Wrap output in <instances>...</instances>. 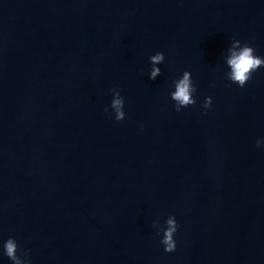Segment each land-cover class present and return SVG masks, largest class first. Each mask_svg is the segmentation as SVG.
Returning <instances> with one entry per match:
<instances>
[{
    "label": "water",
    "instance_id": "obj_1",
    "mask_svg": "<svg viewBox=\"0 0 264 264\" xmlns=\"http://www.w3.org/2000/svg\"><path fill=\"white\" fill-rule=\"evenodd\" d=\"M237 39L264 57V0H0V264L9 237L31 264H264V65L228 79Z\"/></svg>",
    "mask_w": 264,
    "mask_h": 264
},
{
    "label": "clouds",
    "instance_id": "obj_2",
    "mask_svg": "<svg viewBox=\"0 0 264 264\" xmlns=\"http://www.w3.org/2000/svg\"><path fill=\"white\" fill-rule=\"evenodd\" d=\"M231 55L227 59L228 66L231 71L228 74V79L233 83L243 87L251 78L252 74L264 65V57L256 54V49L249 43H243L241 46L240 40H235L234 46L230 49ZM165 59L163 52H157L151 56L153 65L159 64ZM161 69L153 67L151 72V78L155 79L159 75ZM175 91L171 93V98L177 102L176 110L179 111L180 106H188L196 103L191 96L192 89L190 73L185 72L182 79L174 81ZM116 92L115 97L112 100L111 107L115 112V119L122 121L125 119L126 113L124 111V98L121 96L119 90L113 89ZM212 105V97L206 98L204 107L210 108ZM264 144V139L257 141V147ZM168 227L164 229L163 238L161 243L165 245L166 252H172L176 249L177 242L174 238L175 233L179 225L175 219H168ZM18 249L22 252V255H18ZM5 255L13 261V264H31L30 260L27 259L29 253L27 250H21L17 240L14 237H9L4 244Z\"/></svg>",
    "mask_w": 264,
    "mask_h": 264
}]
</instances>
